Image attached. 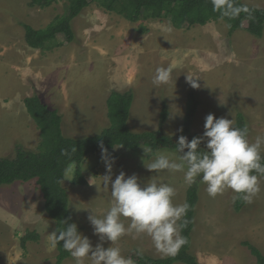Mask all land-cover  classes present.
Wrapping results in <instances>:
<instances>
[{
    "label": "rangeland",
    "instance_id": "obj_1",
    "mask_svg": "<svg viewBox=\"0 0 264 264\" xmlns=\"http://www.w3.org/2000/svg\"><path fill=\"white\" fill-rule=\"evenodd\" d=\"M244 1L264 8V0ZM30 2L0 0L1 158L15 157L18 148L38 151L40 131L24 104L33 96L63 115L64 132L71 138L96 136L109 127L107 101L112 92L133 93L129 124L135 132L158 130L167 106L163 129L168 135L180 134L188 96L194 92L200 102L191 128L194 134L203 135L205 117L210 113L233 119L234 126L241 113L248 123L250 142L264 135V34H250L246 24L231 34L224 21L176 28L170 15L131 22L92 4L73 21V43L65 44V36L60 35L56 45L34 50L27 45L24 25L44 29L66 14L68 3L60 0L42 9L30 7ZM158 67H171L168 84H153ZM187 75L199 78V89L191 88ZM144 149L108 151L115 161L113 180L123 171L146 183L156 176L145 167L153 156H179L169 150L146 156ZM68 170L71 181L65 180L63 186L70 210L78 231L95 247L100 240L88 216L92 211L102 217L111 206L110 192L103 188L102 176L107 172L101 153L82 165L87 186L73 184L75 164ZM157 179L175 189V204L186 202L190 186L183 173L163 171ZM258 183L259 193L240 212L234 210L236 194L232 190L212 198L200 183L191 248L200 264H258L242 246L250 241L264 254V176H258ZM55 230L37 180L0 187V264H56L57 249L47 245L48 234ZM31 232L39 234V241H30L23 249L21 239ZM109 246L111 242L105 241L104 247ZM114 246L132 260L138 249L149 257H170L157 252L147 235H125ZM63 264H74V260L71 257Z\"/></svg>",
    "mask_w": 264,
    "mask_h": 264
},
{
    "label": "trees",
    "instance_id": "obj_2",
    "mask_svg": "<svg viewBox=\"0 0 264 264\" xmlns=\"http://www.w3.org/2000/svg\"><path fill=\"white\" fill-rule=\"evenodd\" d=\"M59 1L31 0L30 7L44 9ZM65 1L68 3L66 14L55 18L46 28L35 29L24 25L26 42L30 48L34 50L48 49L52 44L56 45L60 35L65 36V44L73 43L76 40L73 21L92 4L98 5L107 12L123 16L131 22H137L143 18L160 20L170 15L171 22L176 28H181L184 25L206 26L210 22L224 21L231 34L243 29L245 24L246 30L250 34L256 37H262L264 34V8H256L244 0H234V3L237 6H246L249 12H241L235 18H222L219 12L214 11L211 0ZM133 102L134 95L131 92H112L107 101L109 127L96 136L71 138L67 137L64 132L63 115L57 109L47 105L39 96L26 98L24 104L40 131L41 143L37 152L18 148L15 157H0V187L15 182L27 183L37 180L45 200L46 213L55 221L56 229H62L64 227L62 221L68 220L69 223H75V219L70 210L69 195L60 181L67 173L68 167L75 164L73 184L87 186L88 181L84 177L82 165L90 156L101 153L100 144H103L108 151L118 147L129 150L151 148V154L154 155L164 150L175 151L180 135L187 137L189 141L194 137H199L191 131L200 106L194 92L188 96L182 132L178 135H168L163 129L169 113L167 106L161 112L158 130L133 131L129 124ZM245 125L248 127L246 117L239 113L235 127L243 128ZM74 147L77 148V151L72 152ZM200 147L205 148V144L202 143ZM62 150H67L68 155H62ZM199 185V180L192 184L186 197L189 210L183 217L186 224L183 226L181 234L187 238L188 243L179 250L177 255L167 258H153L143 254L138 256L135 253L133 260L136 264H200L191 253L196 208L199 202ZM245 205L246 202L235 199L234 210L240 212ZM39 238L40 236L36 232L29 233L21 239L22 248L26 249L28 242L39 241ZM242 246L250 251L258 264H264V254L255 244L244 241ZM56 249V264H63L71 258V255L63 249L62 242Z\"/></svg>",
    "mask_w": 264,
    "mask_h": 264
},
{
    "label": "clouds",
    "instance_id": "obj_3",
    "mask_svg": "<svg viewBox=\"0 0 264 264\" xmlns=\"http://www.w3.org/2000/svg\"><path fill=\"white\" fill-rule=\"evenodd\" d=\"M211 3L222 18H235L241 12H249L246 6L235 5L234 0H211ZM171 77V67H158L153 84L166 85ZM198 80L195 76H186L187 83L193 89L200 88ZM248 136L246 125L243 128L235 127L233 119L216 118L210 113L205 117L201 137L189 141L187 137L179 136L175 147L179 153L177 158L163 154L153 156L145 167L156 176L146 183H141L135 174L126 176L123 171L113 180L114 158L100 144L101 159L107 172L102 176L103 188L110 192L111 206L102 217L92 211L88 216L100 243L93 247L90 240L78 231L76 223L64 220L62 229L48 234V247L56 249L62 242L63 249L71 255L74 264H85L86 260L90 264H134L130 257L122 255L119 247L114 246L123 236L134 234L150 237L156 251L163 255H177L188 243L181 232L186 224L183 217L189 205L187 202L175 204V189L161 183L158 175L163 171L180 172L187 185L191 186L198 180L206 185V191L212 198L232 190L236 194L234 198L251 203L260 191L258 176H264V135H257L254 142H250ZM202 143L205 148L200 147ZM71 151L75 152L77 148ZM144 152L148 156L152 149H144ZM62 155H68L67 150H62ZM64 180L71 181L67 173L60 183L63 184ZM105 241H110L111 246L105 248ZM136 254L139 256L143 252L138 249Z\"/></svg>",
    "mask_w": 264,
    "mask_h": 264
}]
</instances>
